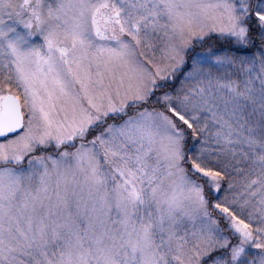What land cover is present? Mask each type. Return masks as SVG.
Instances as JSON below:
<instances>
[{
    "label": "snow or ice",
    "instance_id": "snow-or-ice-1",
    "mask_svg": "<svg viewBox=\"0 0 264 264\" xmlns=\"http://www.w3.org/2000/svg\"><path fill=\"white\" fill-rule=\"evenodd\" d=\"M0 264H264V0H0Z\"/></svg>",
    "mask_w": 264,
    "mask_h": 264
}]
</instances>
